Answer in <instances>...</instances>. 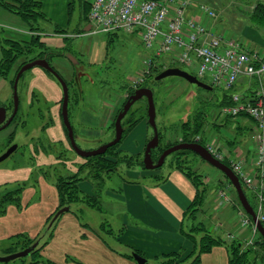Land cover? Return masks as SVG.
<instances>
[{
	"label": "crops",
	"instance_id": "0c3cea01",
	"mask_svg": "<svg viewBox=\"0 0 264 264\" xmlns=\"http://www.w3.org/2000/svg\"><path fill=\"white\" fill-rule=\"evenodd\" d=\"M41 1L45 19L48 14L45 12L48 2L52 3L51 11L55 9L57 3L56 0ZM191 1L192 4L186 10L187 18L203 22L216 34L225 33L226 35L228 30L223 27V13L226 7L227 9L231 7L229 5L231 0ZM91 2L92 0H81L80 22L85 13V6L89 7ZM201 4L209 5L216 11L219 10L221 12L219 18L213 19L205 15L199 8ZM61 8H63L62 20L53 26V31L59 32L60 30L59 33L65 32L61 21L68 25L72 23L75 3L64 0ZM4 12L9 11L0 5V17L5 16ZM76 28L77 30L80 28L79 22ZM118 31L108 34L115 35ZM228 35V37L239 40L246 49L258 50L264 54V37L254 28L247 26L241 34L233 36L230 33ZM153 56L152 54L150 57ZM52 86L51 92L48 89L38 88L37 92L44 94L46 99L52 103L49 110L53 115L54 123L48 130L52 134L50 137L52 142L66 144L60 105L62 92L59 88H55L54 84ZM257 87V79L241 77L237 82L236 90L253 92ZM120 104L109 105L108 108H104L101 115L83 112L84 116L81 115L80 120L83 124L87 122L93 127L97 124L98 127L104 126L109 130L113 128ZM242 118L246 116L240 115L230 119L232 120L231 131L223 125V122L214 123L216 130L206 136L203 142L205 144L206 141H214L228 159H241L244 165L250 168L254 153L252 140L254 127L249 117L247 122H241ZM147 123L149 124L148 121ZM87 128L82 130L88 136L100 137L103 132V130L99 132V130ZM55 133L58 137L53 135ZM84 139L86 138L80 140ZM97 140L92 138L88 144ZM147 141L148 138L144 148H146ZM34 147L33 144L30 145L31 150ZM118 150L124 153L122 148ZM32 154L33 162L27 165L5 164V160L0 163V198L10 190L17 187L23 188L20 201L7 204L5 210L0 212V247H4L0 250L2 253L11 245V242L37 238L45 232L51 216L60 205L57 186L59 176L78 172L85 162L84 157L83 159L79 157L65 159L46 151L37 154V150H32ZM206 169L205 166L204 171ZM83 170L81 180L91 181L87 183L80 181L79 188L84 195L93 197V200L96 199L97 204L82 202L81 206L74 207L57 218L52 235L40 252L42 258L48 261L55 264H138L133 257V253L136 252L146 257L150 264H230L232 253L229 244L240 241L243 243L242 249L248 248L245 241L251 235V230L241 224L242 209L236 204L233 186L228 184L225 177H219V186L206 194L200 215L192 218L189 215V208L197 196V187L193 180L178 168H167L151 174L125 170L126 175L130 177L107 186L105 189L103 186L105 181L93 182L92 178L83 174ZM205 176L203 174L201 180L204 182L203 185L208 186L211 181L207 180L209 176ZM97 187H103L105 196L97 193ZM219 190L227 192L229 201L219 203ZM249 192L253 197V192L250 190ZM253 199L257 204L254 197ZM79 209H83V216L78 214ZM198 221H202L212 234L220 236L224 241L212 247L211 250L202 252L199 261L191 263L198 251L195 241L188 233ZM258 250L259 248L255 247L253 251L246 254L244 261L240 264H264V256L258 254ZM170 254H176L174 255L176 256L175 261L168 262L167 259L170 257L167 255ZM39 264L45 263L40 262Z\"/></svg>",
	"mask_w": 264,
	"mask_h": 264
},
{
	"label": "rangeland",
	"instance_id": "374dc122",
	"mask_svg": "<svg viewBox=\"0 0 264 264\" xmlns=\"http://www.w3.org/2000/svg\"><path fill=\"white\" fill-rule=\"evenodd\" d=\"M63 1L64 0H56L57 5H55V9L51 11L52 3L47 0L48 4L45 8V12L48 13L46 14L47 17H45V19H39V22L35 26L37 27V25H39L42 40L45 42L46 46L51 49L49 52H53L52 56L51 53L49 57L47 55L44 57L48 59L51 66H53L56 71L58 70L57 72L68 84L70 95L69 117L75 130L77 144L82 149H96L115 137V127L108 130L107 127H98L97 124L95 127L87 122L83 124L80 120L81 115L82 117L84 116L83 112H92L101 115L104 108H108L109 105H114V103L120 104L121 102L120 108H122L128 98L132 79L145 68L144 60L148 58L153 60L150 72L152 75L148 80L150 79L149 87L154 91L157 109L156 121L158 129L161 132L160 143L162 148L166 147L169 142H176V140L184 133H187V131L193 135L191 137L192 139L199 137V139L204 140L206 136H209L212 134V131L216 130V127L213 126L214 123L220 124V122H223V125H226L227 129L231 131L230 126L232 120L230 119L232 118L221 117L219 115V109L221 108L219 104L224 99V93L222 92L224 90L215 87L213 90L209 91L178 76H169L154 82L153 79L157 74L171 67L173 64H178V62H175L173 59H168L167 56L163 55L153 56L151 58L152 52L144 46L140 35L137 33L119 30L118 34L109 35L105 32L94 33L91 31H84L88 23L83 22V25L79 21L81 0H69L75 3V8H73L72 12V23L68 25L61 21V25L65 28V32H54V24L62 20L63 8H61V5ZM244 1L246 0H231L229 2L231 7L229 9L226 7V11L223 13V27L228 30L226 35L229 36L228 34L230 33L233 34V36L235 34H241L242 30L248 26L257 30L264 37L262 29L252 24L248 15H239L237 13L239 8H248L247 11L250 8L252 9V6L259 0H249L250 2H248V5L247 3H243ZM216 13L220 15L221 12L218 10ZM4 14L5 16L0 17V62L2 59L1 45L4 43V38L22 41L28 40V38L31 37L29 25L20 17L9 12H4ZM78 22L81 30H77L76 28ZM245 37L248 38L247 36ZM67 54L73 55L77 59L78 64L69 61L70 59L67 57ZM181 67L192 73L198 71L197 65L192 67L181 65ZM15 70L16 69H13L14 72L11 70V72L5 74L6 77L0 72V100L7 105L12 103V84L16 75ZM205 81L208 82L209 79L206 77ZM52 84L62 92L60 100L62 115L63 88L59 80L51 72L37 66L28 69L21 75L18 86L20 98L18 117L9 129L0 131V156L13 144L18 145L17 151L4 161L5 164L14 163L16 165H27L33 162L34 156L32 150H37V154L42 151L52 152L60 156V158L63 157L65 159H70L72 157L83 159V157L73 150L65 125L63 136L64 141L67 142L66 144H62V142L53 143L50 138L52 134H50L51 132L48 130H50L49 128L54 123L53 115L49 110L52 103L46 99L44 94L37 92V88L48 89V91L51 92V90H53ZM147 108L148 102L146 97L138 100L133 105L130 111V113L133 112V114H128L129 116L127 115L128 117L123 121L124 128H129V120L131 121L139 117H142V119L130 131L128 129V132L125 133L118 146V149L122 148L125 154L135 157L134 161L138 163L133 166H129L124 162L119 163L116 170L111 171L109 174L105 173L104 176H107V178L105 179V184L103 183L104 189L107 186L119 183L122 179H126V177H130L126 175L125 170L142 171L151 174L167 168H175L177 160H181L180 163L189 167L190 170L199 171L205 174V177L209 176L207 180L211 182L206 186L208 187L206 188V194H209L213 188H217L219 186V177H225L224 173L212 165H206L209 163L205 162L199 155L191 151L169 155L165 163L157 169H146L140 165L139 162L143 161L145 155V141L147 138L149 141L154 134L152 126L147 123ZM240 120L241 122H247L248 117ZM200 122L202 124V129L196 131L195 125H199ZM185 123L187 125H185ZM252 124L254 127V123ZM83 128L99 130V132L103 130V132L100 137L88 136L86 135L87 133L83 132ZM104 132L107 133L104 134ZM53 135L58 137L56 133ZM81 138L86 139L81 141ZM92 138L98 140L88 144L91 142L90 140ZM102 141L104 142L100 144ZM32 144L35 147L31 150L30 145ZM87 158H84V164L88 161ZM205 166L207 169L204 171ZM84 168V175L87 174L86 176L92 178L93 182L99 181L93 177L96 170H94L92 166L87 164ZM80 181L82 183H87L91 180L83 179ZM104 189L103 187H97L96 191L102 196H105ZM247 192L250 195L249 190H247ZM233 193L236 200V194L235 192ZM81 203L80 201L76 202L72 205V208L81 206ZM72 208L70 207L69 210ZM82 210L83 209H79L78 214L83 216L84 212H82ZM50 226L49 224V227ZM37 241L39 243L40 239L36 240L33 244ZM33 244L31 240L11 242V245L5 248V252L2 253L0 251V256L19 252L23 250V247L27 246L26 248H28ZM3 248L4 247H0V250H3ZM30 261V256H24L7 262L0 261V264H30Z\"/></svg>",
	"mask_w": 264,
	"mask_h": 264
},
{
	"label": "built area",
	"instance_id": "2783aa9c",
	"mask_svg": "<svg viewBox=\"0 0 264 264\" xmlns=\"http://www.w3.org/2000/svg\"><path fill=\"white\" fill-rule=\"evenodd\" d=\"M191 0H92L88 14L91 32L124 30L140 35L144 46L155 56H167L178 64L198 66L194 74L221 90L229 92L231 104L219 109L221 117L245 115L253 120L252 140L254 153L251 167L241 159H228L217 143L205 142V147L217 159L227 160L257 202L258 219L264 224V54L246 49L239 40L216 34L203 22L186 17ZM200 10L213 19L219 14L209 5L201 4ZM145 68L132 79L137 89L151 72L153 60H144ZM241 77L255 78L258 87L253 92L237 91ZM197 141H201L196 137ZM219 203L229 201L225 190L218 192ZM241 224L249 227L251 235L247 247L258 240L257 225L241 211Z\"/></svg>",
	"mask_w": 264,
	"mask_h": 264
},
{
	"label": "trees",
	"instance_id": "16d2710c",
	"mask_svg": "<svg viewBox=\"0 0 264 264\" xmlns=\"http://www.w3.org/2000/svg\"><path fill=\"white\" fill-rule=\"evenodd\" d=\"M248 2H250V1L246 0L243 3H247V5H248ZM0 5L4 9H6L7 11L14 13L17 16H19L27 25H29L31 33H32L31 38L28 41H23V40L20 41V40H14L11 38H4V43H3V45H1L2 59L0 62V72L3 73V75L8 74L9 72H11V70L13 71V69H16L15 72H17L19 70V68L27 62H30V61L35 60V59L40 58V57H44L46 55L49 57V55L51 53H52L51 56L53 55V52H49V50H48L49 47H47L45 42L42 40L41 31H39V29H40L39 25H37V27L35 26L39 22V19L44 18V13L42 12L43 3L41 0H0ZM90 6L89 7H88V5L85 6V13L83 14L82 20H81V24H83V25H84L83 22H87L89 24L88 14L90 11ZM247 9L246 8H239L237 10V13L239 15H248L250 22L252 24L260 27L262 29V32L264 33V0L257 1L256 4L254 5V8H252V9L250 8L248 11H247ZM79 29L81 30V28H79ZM59 32H60V30H59ZM172 66H180L181 67L180 64L179 65L173 64V65H171V67ZM151 75H152V73H150L149 75L146 76L144 82L141 84L140 87H149L150 86V83H149L150 79L148 80V78ZM153 80H154V82L156 81L155 78ZM134 91H135V89L131 86L129 89V92H128V97ZM222 92L224 93V99L219 104V105H221L220 107H222L224 105H229L232 102L229 92H227V91H222ZM121 109L122 108H120V110ZM130 111H131V109L129 110L128 114L132 115L133 112L130 113ZM147 113H148V108H147ZM127 115L124 117L123 121L125 120L126 117L129 116V115L128 116ZM246 117H248V116H246ZM228 118H234V116H228ZM141 119H142V117L132 119L131 121L129 120V128H127V129L124 128L123 137H124L125 133L128 132V129L129 130L132 129ZM123 121H122V123H123ZM252 122H253V120H252ZM185 125H187V124L185 123ZM123 126H124V124H123ZM113 127H115V123L113 124ZM195 128H196V131H200V129H202L201 122L199 123V125L198 124L195 125ZM66 131H67V129H66ZM159 134H160V141H161V132L160 131H159ZM192 136L193 135H191V133L187 131V133H184L183 135H181L180 136L181 138L179 137L180 139L178 138V140H176V142H169L167 144V146L164 148L161 147V143H160L159 148L156 150H153V152H152V156H153L154 160L157 161L159 156L161 155V153L165 149H167L170 146L177 144L179 142H200L201 144L205 145L203 142L204 140L197 141L196 139H192L191 138ZM123 137H122V139H123ZM122 139H121V141H122ZM121 141L119 143L115 144L114 146L109 147L108 150L104 154L95 155V156H91V157L87 158L88 161L86 163L88 165L92 166L94 170H96V173L93 176L94 179H98L99 181L104 182L105 181L104 174L105 173L109 174L111 171L116 170L119 163L124 162V163L128 164L129 166H133L134 164L138 163L137 161H134L135 157H133L132 155L125 154L122 151L118 150V146L121 143ZM189 151H191V150H187V149L179 150V151H176L170 155L177 154V153H186ZM191 152H193V151H191ZM195 154H197V153H195ZM89 159H91V160H89ZM180 161L181 160H179V161L177 160L175 168H178L181 171H183L185 174H187L193 180V182L195 183V185L197 187V196L193 200V202L189 208V214H191L192 218H195L198 215H200V213H201V210L203 207L202 205L204 203L206 193H207L206 186L203 185L204 182H202V180H201L202 174H200L196 170H193V171L190 170L189 167L181 164ZM224 162L230 166V164L227 160H224ZM86 163L82 164L80 166V169L78 172H76L70 176H59V178L57 180V186H58L59 196H60V205H59V208L57 209V211L60 208L65 207V206H69L72 208V205L75 204L76 202H79V201L83 202V203H87V204H91L93 202L91 205L97 204L96 199H94L95 200L94 201L93 197H90L89 195H84L82 193L81 189L79 188V182L82 178L81 173H82V170L84 169V167L87 165ZM139 163H140V165H142L144 167L143 161H140ZM225 177H226V181L228 182V184L232 185L226 175H225ZM243 188H244V190L248 196L250 203L252 204V206L256 210L257 204L253 201L254 200L253 197L255 198V196L252 197L248 194V192H247L248 189L246 188V186L244 184H243ZM22 189H23L22 187H17L15 189L10 190V191L6 192L5 194H3V196L0 198V212H3L5 210L7 204L20 201V193H21ZM233 190L236 194L237 205L242 209V211H245L240 200H239V198H238V195H237L234 187H233ZM56 212L51 216V218L49 220V224H50V221L53 219L54 215L56 214ZM56 221L50 227L48 225V228L45 230V232L41 236H38L37 238H32V239L27 238V240L32 241V244L36 240L40 239L38 245L35 247L34 250H32V252L29 255L31 257L30 264H39L40 262H44L45 264H55L51 261H48V260L42 258V255L40 254V252L43 249V247L47 244L49 238L51 237L52 230H53V227H54ZM198 234H199V237H198ZM188 235L192 238L193 241H195V247L197 248V251H198V254L195 256V258L192 260L191 263L198 262L199 258H200V254L202 252H207V251L211 250L212 247H214L215 245L224 241L220 236H216V235L212 234L210 229H208L207 226L204 225L202 221H198L197 223H195L194 226L191 228L190 233H188ZM242 244L243 243L240 241H235V242L229 244L230 249H231V253H232V258H231L230 264L242 263L244 261V256L246 254H248L249 252L253 251L255 249V247L259 248L258 254L260 253V254H262V256H264V238L260 234H259L258 240L255 242L254 246H249L247 249H242ZM26 247H23L22 249H24ZM196 248H195V250H196ZM174 255H176V254L167 255V257H170L169 259H167L168 262L176 260V256H174ZM1 262H3V261H1ZM146 264H150L149 261H147Z\"/></svg>",
	"mask_w": 264,
	"mask_h": 264
},
{
	"label": "water",
	"instance_id": "95a60500",
	"mask_svg": "<svg viewBox=\"0 0 264 264\" xmlns=\"http://www.w3.org/2000/svg\"><path fill=\"white\" fill-rule=\"evenodd\" d=\"M91 29V24H88V26L85 27V31H90ZM67 57L75 64H78L77 59L71 55L67 54ZM40 66L45 68L47 71L51 72L61 83L62 88H63V104H62V118H63V123L67 129V134L71 143V146L73 150L80 155L81 157L87 158L95 155H100L104 154L109 147L114 146L115 144L119 143L123 137L124 133V126H123V119L124 117L128 114L129 110L131 107L140 99L146 97L147 102H148V122L152 126L154 134L153 137L147 142L146 148H145V155L143 159L144 167L146 169H156L161 167L165 161L166 158L179 150H191L195 153H197L203 160H205L207 163L210 165L218 168L221 170L229 179L231 184L233 185L238 198L246 211V213L250 216V218L253 220V222L257 225L259 233L261 236L264 238V224L258 219L257 212L255 208L252 206L250 203L248 196L243 188V182L239 178V176L233 171V169L226 164L225 162L217 159L216 157L213 156V154L201 143L199 142H179L177 144H174L170 146L169 148L165 149L161 155L159 156L158 160L155 161L152 152L153 150H156L159 148L160 145V134H159V129L156 121L157 117V109H156V103H155V97H154V91L152 88L149 87H140L137 88L126 100L125 104L123 105L122 109L119 111L116 120H115V137L107 142L102 144L96 149L92 150H85L82 149L76 141V135H75V130L71 124L70 117H69V87L66 82V80L51 66L47 58H37L35 60H32L30 62L25 63L20 70L18 71L14 83V101H15V109H18L19 106V95H18V82L21 77V75L27 71L30 68ZM169 76H178L181 78L186 79L190 83L196 84L199 87L206 89V90H213L214 87L199 79L194 73L180 67V66H172L164 69L161 71L159 74L156 75L155 79L156 80H161ZM5 109H2V112H4ZM5 119V116L3 115L0 123L3 122ZM1 127L0 129H2ZM18 148L17 144H13L10 148H8L1 156H0V162H3L6 160L16 149ZM70 209L69 206H65L60 208L56 214L54 215L53 219L50 222V225H52L57 218L63 214L64 212H67ZM38 241L33 244L32 246L23 249L19 252L9 254L6 256H0V261L7 262L14 260L19 257H24V256H29L32 250L35 249L37 246ZM133 257L136 259L138 264H146L147 258L134 252Z\"/></svg>",
	"mask_w": 264,
	"mask_h": 264
},
{
	"label": "flooded vegetation",
	"instance_id": "af4514ba",
	"mask_svg": "<svg viewBox=\"0 0 264 264\" xmlns=\"http://www.w3.org/2000/svg\"><path fill=\"white\" fill-rule=\"evenodd\" d=\"M20 68H19V70H20ZM18 71L16 72V75H17ZM16 75H15V79H16ZM15 79H14V82L12 84V89H13L12 103L10 105H7V104H5L4 102H2L0 100V120H1V118H2L3 115L5 116V119L3 120V122L0 123V128L3 127L2 129H0V131L1 130L9 129L15 123V121H16V119L18 117V114H19V110H20V98H19V106H18V109L17 110L15 109V101H14V83H15ZM20 79H21V77H20ZM18 86H19V82H18ZM2 109H5L4 110L5 114L2 112Z\"/></svg>",
	"mask_w": 264,
	"mask_h": 264
}]
</instances>
